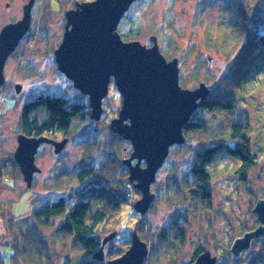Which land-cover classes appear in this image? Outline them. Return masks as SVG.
<instances>
[{
    "label": "rangeland",
    "instance_id": "obj_1",
    "mask_svg": "<svg viewBox=\"0 0 264 264\" xmlns=\"http://www.w3.org/2000/svg\"><path fill=\"white\" fill-rule=\"evenodd\" d=\"M74 1L89 0H35L31 35L28 36L25 45H22L26 54L20 57L11 56L4 69L5 91L0 94V158L10 157L11 154L14 158L20 133L19 118L25 102L41 93L63 96L69 102L85 101L82 93L80 94L65 74L59 71L54 56V50L58 48L63 38L66 23L65 12L72 9L70 7L73 6ZM140 1L141 4L136 1L129 9L142 26L139 40L150 46L152 45L150 37L157 35L161 50L165 48L162 43L165 35L175 43L177 49L175 54L166 51L165 53L164 50L163 52L168 59L173 58L174 55V57H180V82L183 87L195 88L202 81L210 87L214 80L220 79L227 72L233 56L221 51L210 50L206 39L210 36L218 41L222 40L227 33H231L230 23L235 17L231 5L235 0ZM28 2L29 0H0V31L6 24L22 18L23 7ZM262 7L264 8V2ZM183 48L190 50L185 60L181 59ZM236 52V50L232 51L234 54ZM19 83L23 87L18 93L16 85ZM114 87L113 84L104 105L103 117L97 121V128L94 131L93 128L90 132H85L90 125V120L75 119L69 135L66 136L69 140L62 153L56 154L51 144L41 145L36 156V163L41 171L35 173L31 188L27 187L22 174L17 177L15 184L8 180V185H5L3 179H0V264H28L15 255V248L10 240L11 236L24 228V219L28 217L34 205L54 201L69 194H77L76 200L92 195V192L84 190H87V184L93 179L81 184L74 183L72 171L76 166L90 162L98 166L106 160L105 157L102 158V152L106 146L99 143L91 149V154H89L86 148L87 140L98 138L100 142L106 143L109 149L111 146L113 148V142H117L113 135L111 137L115 138L114 141L106 139L110 136L108 129L112 131L110 129L111 120L118 116L122 106V96ZM246 87L247 91L239 94L235 108L238 112H242L251 125L257 129L259 139L257 142L253 140V145L257 143L264 147V67L247 80ZM193 115L207 119V121L211 119L210 114L199 108ZM216 118L224 120L223 115H218ZM224 133L229 141L227 126H224ZM254 136H252L253 139H255ZM52 137L56 140L66 138L61 135ZM118 140L121 142L119 138ZM128 142L123 145L118 143L119 146L114 147H118L119 155L117 159L113 158L112 165L117 166L121 155L128 153L127 157L130 156L133 146ZM201 144L200 136L193 135L186 137L183 144H175L170 148L169 155L153 183L157 186L151 187L152 192L158 193L145 215L141 216L135 209L133 210V204L142 197V193L139 195L133 192L128 196L129 205L122 203L119 212L121 225H117L116 220L107 222L104 227L105 230L117 228L116 242L126 236L130 239L129 244L131 245L135 226L138 220L141 221L143 218V240L152 246L155 245L156 240L159 241L161 234H172L173 230L179 229L178 226L167 225L173 216H178L175 218L184 226L181 247L172 253H169L167 247H159L156 251L150 252L147 264H186L194 250L199 247L210 249L213 254L221 256V261L227 264H250L252 251L260 250L264 253V235L256 238L253 245L238 257L230 251L236 237L260 225L253 208L259 198L264 199V155H261L259 164L247 172L245 181L239 180L235 173L230 172L234 164L229 157L223 154L217 156L209 164V169L213 172V179L209 184L211 201L201 203L200 200L192 198L188 190L193 184L188 170L194 162L195 151L201 149ZM131 148L132 151H130ZM107 158L112 159L109 156ZM63 169L69 172L67 175L69 184L67 187L56 190L55 184L60 181L58 173ZM116 170L115 177L117 178L121 175L120 166ZM129 174L130 172L127 177ZM1 175L4 178L5 173ZM99 175L101 176V173ZM174 185L178 187L176 199L167 200L160 196L173 189ZM162 187L164 188L161 189ZM82 188L83 191L80 192ZM133 189L138 190L134 187ZM7 217H15L14 222L8 224V229ZM19 226L21 228L18 230ZM52 230L48 227L43 228L44 237L49 241L47 251L52 255L51 263L64 264L65 250L60 243L53 242ZM256 264L261 263L256 262Z\"/></svg>",
    "mask_w": 264,
    "mask_h": 264
},
{
    "label": "trees",
    "instance_id": "obj_2",
    "mask_svg": "<svg viewBox=\"0 0 264 264\" xmlns=\"http://www.w3.org/2000/svg\"><path fill=\"white\" fill-rule=\"evenodd\" d=\"M137 2L141 4V1ZM263 2L264 0L233 1L231 7L235 17L230 23L231 33H227L222 40L218 41L210 36L206 39L207 47L210 50L221 51L233 57L227 72L220 79L214 80L211 86L208 87L209 96L199 107L200 110L211 115L210 121L193 115L184 127V134L187 138L198 135L202 143L201 149L195 151L194 162L188 170L193 181L191 188L188 190H190L192 198L200 200L201 203H209L211 201L212 196L209 184L213 179V172L209 169V164L217 156L223 154L229 157L234 164L233 170L230 172L235 173L239 180L245 181L247 172L257 166L261 155H264L263 145L261 146L257 143L253 145V140L257 142L259 139L257 129L251 125L249 119L242 112H238L235 108L239 94L247 91V80L255 76L264 67ZM118 30L126 41L139 40L142 26L136 20V17L128 11L122 18ZM28 35H31V32L26 34L19 45V47H22L20 56L26 54L22 45H25V41L29 38ZM162 43L165 45V48L161 50L162 52L163 50L171 54L177 52L175 43L167 35H165ZM235 50L237 52L235 54L232 53ZM189 51V48L181 50L182 60L186 59ZM20 56L16 55V57ZM195 70L198 69L195 68ZM4 91L3 86L0 88V94H3ZM79 93L81 94V92ZM83 97H85V101L69 102L63 96L39 94L25 102L22 107L19 118L20 133L37 137H52L54 135L66 137L69 135L75 119L81 121L90 120V125L85 132H90L93 128L94 131L97 128V121L91 119L88 96L83 95ZM105 103L106 101L103 104L105 105ZM41 109L42 111H38ZM218 115H223L224 120L216 118ZM224 126L229 129V141L226 139ZM108 132L110 136L106 137V139L114 141L116 138L117 140L116 143H112L113 148L111 146V149L107 147L106 143L100 142L98 138L90 141L84 137L88 142L86 148L89 154H91V149L98 146L99 143L106 146L102 152V158L105 157L106 160L102 161L98 166L89 161L90 163L88 164L76 166L72 171L74 183L81 184L86 180L93 179L87 184V190H84L92 192V195L76 200L77 194H69L61 196L54 201L34 205L28 217L24 219V228L20 229L21 227L19 226V232L11 236L10 240L15 248V255H18L21 260L28 264H52V255L47 251L49 241L43 234V228L45 227L53 229V242L60 243L65 250L64 264H109V261L119 257L129 249L130 239L128 237L124 236L119 241L117 240L118 242H116L114 237L104 246V260H97L93 257L101 249L103 240L107 235L113 232H116L117 235V228L112 230L104 229L107 222H115L117 220V225H121L119 212L122 203L129 205L128 196L133 192L141 194L140 191L133 189V185L128 179L129 177H127L129 169L123 161L127 158L128 153L120 156L117 166L111 163L119 155V152H117L118 147H114L118 143L123 145L128 141L123 140L122 136L113 133L109 129ZM111 135L115 136V138H112ZM118 138L121 142H119ZM130 151H132V148ZM108 156L112 159L109 160ZM142 165H145V162ZM119 166L121 175L116 178L115 170ZM2 173H5L4 178L1 175ZM68 173V170L64 169L58 173L60 181L55 184L56 190L67 187L69 184ZM99 173H101V176H98ZM21 174L20 166L12 154L10 157L3 156L0 158V179H3L5 185H8V180L15 184L17 177L21 176ZM156 186L157 184L155 183L152 188ZM82 191L83 188L80 189V192ZM177 192L178 187L174 185L173 189L166 191L167 195L162 193L163 195L160 196L165 197L167 200H174L178 197ZM132 208L134 210V207ZM175 217L177 218L178 216H173L171 221L167 222V225L169 224L171 227L178 226L179 229L173 230L172 234H161L159 241L157 242L156 240L155 245L150 246V252L156 251L159 247H167L169 253H172V251L175 252L181 247L184 226ZM7 218L6 225L8 229V224L14 222L15 217ZM142 219L141 221L138 220L139 222L137 221L135 229L138 230L141 238L144 239ZM255 240L257 239L255 238L253 242ZM199 253L200 249H195L186 264H194ZM252 253L250 264H256V262L264 264V253L260 252V250H254ZM148 260L147 258L144 264H147ZM223 264H227V262H223Z\"/></svg>",
    "mask_w": 264,
    "mask_h": 264
},
{
    "label": "water",
    "instance_id": "obj_3",
    "mask_svg": "<svg viewBox=\"0 0 264 264\" xmlns=\"http://www.w3.org/2000/svg\"><path fill=\"white\" fill-rule=\"evenodd\" d=\"M136 1L140 0H89L68 9L63 38L54 56L59 71L74 88L88 96L90 116L95 121L104 113L103 101L114 81L122 96V106L118 116L111 120L110 129L133 146L123 163L129 168L133 187L142 193L134 209L145 215L156 197L151 187L159 169L170 148L186 141L184 127L208 98L209 88L205 82L195 88L180 84L179 58L168 59L164 55L157 35L150 37V46L140 40L123 39L118 30L120 22ZM34 4L35 0H29L23 7L22 18L6 24L0 31V88L6 84L4 69L9 56L30 30ZM22 87L17 84L16 91L21 92ZM68 140L19 133L14 159L27 187L33 186L35 173L41 171L36 163L41 145L51 144L59 154ZM253 212L260 225L233 241L230 251L236 257L251 247L253 239L264 235V199L259 198ZM115 236L113 232L104 238L101 249L93 255L95 259L104 260V246ZM148 255V242L134 230L129 249L109 264H144ZM217 261L218 257L207 249L195 264H217Z\"/></svg>",
    "mask_w": 264,
    "mask_h": 264
},
{
    "label": "flooded vegetation",
    "instance_id": "obj_4",
    "mask_svg": "<svg viewBox=\"0 0 264 264\" xmlns=\"http://www.w3.org/2000/svg\"><path fill=\"white\" fill-rule=\"evenodd\" d=\"M77 3H81V2H77V1H74V3H73V6L72 7H70V8H75L76 7V4ZM31 30H32V27H30V30H29V34H30V32H31ZM27 33V34H28ZM26 36V35H25ZM29 36V35H28ZM20 45V44H19ZM19 45H18V47L15 49V51L11 54V56L13 57V56H16V55H18V56H20L21 55V53H20V51L22 50V47L20 46L19 47ZM11 56H9V57H11ZM114 84V81H112V83L110 84V90H111V86ZM114 86H115V84H114ZM114 88H116V87H114ZM117 89V88H116ZM110 90H109V93H110ZM118 90V89H117ZM119 92V91H118ZM120 93V92H119ZM109 95V94H108ZM107 98H108V96L104 99V101H103V103L107 100ZM104 111H105V107H104ZM105 115V114H104ZM102 117H103V115H102ZM101 117V118H102ZM65 137V136H64ZM65 149V148H64ZM63 152V151H62ZM61 152V153H62ZM135 162V161H134ZM140 215V214H139ZM142 216V215H141ZM253 230V229H252ZM138 231V230H137ZM245 233V232H244ZM243 233V234H244ZM242 234V235H243ZM241 235V236H242ZM254 240V239H253ZM252 243H253V241H252ZM251 246H252V244H251ZM196 249H198V248H196ZM199 249H200V253H199V255L202 253V252H204L205 250H207L208 248H202V247H199ZM210 250V249H209ZM211 251V250H210ZM212 253V252H211ZM198 255V256H199ZM212 255H216V254H213L212 253ZM149 256H150V246H149V255H148V257L147 258H149ZM217 257H218V261H217V264H223V261H221V259L220 258H222L221 256H218V255H216ZM197 259V258H196ZM195 264V263H194Z\"/></svg>",
    "mask_w": 264,
    "mask_h": 264
}]
</instances>
